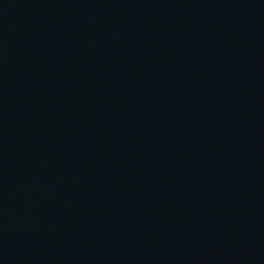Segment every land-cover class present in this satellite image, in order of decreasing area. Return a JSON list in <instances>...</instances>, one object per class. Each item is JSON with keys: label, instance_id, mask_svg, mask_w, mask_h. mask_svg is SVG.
I'll return each instance as SVG.
<instances>
[{"label": "water", "instance_id": "1", "mask_svg": "<svg viewBox=\"0 0 264 264\" xmlns=\"http://www.w3.org/2000/svg\"><path fill=\"white\" fill-rule=\"evenodd\" d=\"M0 264H264V0H0Z\"/></svg>", "mask_w": 264, "mask_h": 264}]
</instances>
